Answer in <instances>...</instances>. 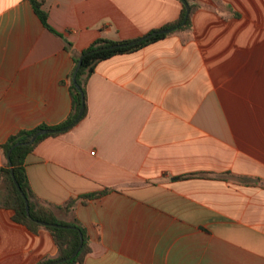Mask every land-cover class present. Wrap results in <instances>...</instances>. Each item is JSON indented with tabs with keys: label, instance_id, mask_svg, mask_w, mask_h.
I'll list each match as a JSON object with an SVG mask.
<instances>
[{
	"label": "crops",
	"instance_id": "0c3cea01",
	"mask_svg": "<svg viewBox=\"0 0 264 264\" xmlns=\"http://www.w3.org/2000/svg\"><path fill=\"white\" fill-rule=\"evenodd\" d=\"M0 0L1 146L72 112L74 56L176 22L181 0ZM189 29L98 64L87 113L26 160L34 194L86 229L83 264H264V0H187ZM72 43V52L66 49ZM74 80V79H73ZM196 175V176H192ZM105 192L83 200V196ZM0 208V264L58 256Z\"/></svg>",
	"mask_w": 264,
	"mask_h": 264
},
{
	"label": "trees",
	"instance_id": "16d2710c",
	"mask_svg": "<svg viewBox=\"0 0 264 264\" xmlns=\"http://www.w3.org/2000/svg\"><path fill=\"white\" fill-rule=\"evenodd\" d=\"M32 3L37 15L43 22L44 26L51 31L52 33L64 38L63 34L59 33L49 22V15L46 11L42 9V4L38 0H30ZM191 13L190 17L185 26L180 28L178 31H183L191 27V15L198 7L197 5L190 4ZM186 7L183 6V11L180 18L171 24L166 25L163 29L172 28L180 25L186 16ZM159 30L153 31L151 34L158 32ZM172 33L168 34H158L150 37L149 39L140 42L133 46L120 47L116 49H110L115 45H124L129 44L132 41H113L107 38H99L94 43H92L87 49H85L80 56H74L75 67L70 76L71 86L70 92L72 97V112L70 116L62 124L57 126H47L41 125L33 130H22L19 133L11 136L8 141L1 146L5 156L7 157L10 150L17 143H22V145L16 147L11 153V163H8L5 166L0 167V208H5L12 210L14 212L13 221L21 226L27 228L31 233L38 235L42 229H46L51 233L53 239L58 247V256L55 259H46L40 262L39 264H48L50 262L65 259L70 257L75 253L81 244L83 236V246L81 247L79 253L75 258L68 261L65 264H83L85 258L90 253L89 239L86 233L84 226L78 221H64L59 219L57 215L58 210H63L64 212L71 213L77 200H70L64 206H54L50 203L40 200L33 192L28 173H27V164L26 160L30 154L33 153L35 148L42 142L45 138L51 135L40 136L33 144L24 145L31 140V138L40 130V129H62L70 124H72L79 116L82 105H85V113L82 119L86 116L87 113V103H86V87L90 77L95 73V70L99 63L104 60L110 59L117 55L129 54L137 52L146 46L156 43ZM66 49L69 52H72V43L66 41ZM90 53V54H89ZM88 54L84 60L83 64L77 74L76 83L83 91L76 87L74 83V74L76 68L79 64L80 57L82 55ZM12 169L14 172V177L19 183L23 194L26 199L29 200L30 205V215L27 213L26 201L23 194L18 190L14 177L12 175ZM196 176V175H192ZM246 185L259 186L264 188V180L261 178H248L244 177ZM105 192L90 194L83 196V200L92 199L103 195ZM43 223L50 225H62L72 228H59L57 226H44Z\"/></svg>",
	"mask_w": 264,
	"mask_h": 264
},
{
	"label": "water",
	"instance_id": "95a60500",
	"mask_svg": "<svg viewBox=\"0 0 264 264\" xmlns=\"http://www.w3.org/2000/svg\"><path fill=\"white\" fill-rule=\"evenodd\" d=\"M181 1H182L183 4L185 5L187 12H186V16H185L184 21H183L180 25L175 26V27H172V28L163 29V30H160V31L155 32V33H153V34H149V35L144 36V37H142V38H140V39L134 40V41L130 42L129 44L112 46L110 49H116V48H120V47L133 46V45H136V44H138V43H140V42H143V41L149 39L150 37H152V36H154V35L173 33V32H175V31L179 30L180 28H182L183 26H185L186 23H187V21H188V19H189V17H190L191 7H190L189 3L187 2V0H181ZM89 54H90V53H89ZM87 55H88V54H85V55H82V56L80 57L79 64H78V66H77V68H76V71H75V74H74V78H73L76 87L80 90V92H82V95H83V91H82V89L79 87V85L76 83V78H77V74H78V72H79V70H80V68H81V66H82V64H83V60H84V58H85ZM84 113H85V105L83 104V105H82V108H81V111H80V113H79L78 118H77L72 124H70L69 126H67V127H65V128H62V129H40V130H39V131H38V132H37V133L31 138V140H30L29 142H27V143H23V144H24V145L33 144V143H34V142H35L40 136H43V135H50V134H56V133L64 132V131H67V130L71 129L72 127H74V126H75V125H76V124L82 119V117L84 116ZM20 145H22V143H17V144L14 145V146L12 147V149L10 150V152H9V154H8V156H7V159H8V161H9L10 163H11V158H10V156H11L12 151H13L16 147H18V146H20ZM12 175H13V177H14L13 169H12ZM14 181H15V184H16L18 190L23 194V191H22V189H21L19 183H18L17 180L15 179V177H14ZM23 196H24L25 201H26L27 213H28V215H30V205H29V200L26 199V197H25L24 194H23ZM43 225H44V226H57V227H59V228H67V229H68V228H72V227H67V226H62V225H50V224H46V223H43ZM83 243H84V240H83V236H82V241H81L80 247H79V249H78L75 253H73V254H72L70 257H68V258L60 259V260H56V261L50 262V263H48V264H65V263H67L68 261L72 260L73 258H75V257L77 256V254L79 253L81 247L83 246Z\"/></svg>",
	"mask_w": 264,
	"mask_h": 264
}]
</instances>
